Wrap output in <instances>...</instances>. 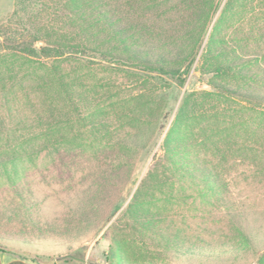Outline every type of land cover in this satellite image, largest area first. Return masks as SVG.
I'll return each mask as SVG.
<instances>
[{"label":"rangeland","instance_id":"obj_1","mask_svg":"<svg viewBox=\"0 0 264 264\" xmlns=\"http://www.w3.org/2000/svg\"><path fill=\"white\" fill-rule=\"evenodd\" d=\"M227 1L215 0L208 33ZM14 3L7 0L0 5V28L11 17ZM224 33L228 44L264 49V0H232ZM246 34V40L239 39ZM200 54L201 50L182 75L183 83L171 76L116 66L78 69L76 92L89 91L94 97L103 126H91L89 117L96 105L91 109L80 105L73 121L75 137L48 141L73 147V152L64 158L51 150L40 158H19L14 186L7 178L12 165L0 166V247L32 264H257L252 250L241 247L233 253L236 233L227 227L222 206L213 198L202 202L188 187L181 192L173 186H155L152 180L140 188L153 156L163 157V140L183 99L191 95L187 118L174 131V138L187 135L191 142H199H193L194 152L206 158L221 178L223 204L244 209L250 215L248 228L264 232V108L206 94L212 92L208 85L212 77L201 73ZM259 61L264 64L263 58ZM22 63L15 61V80L22 84L13 94H0V126L25 134L27 127L10 119L7 104L24 116H29L30 106L41 105L54 117L49 119L45 111L43 126L54 135L65 134L70 129L62 115L66 110L48 71L38 69L31 75L32 69ZM136 78L142 83L133 85ZM143 88L150 89L152 101L140 98ZM145 103L149 109L140 108ZM144 112L153 117L142 121ZM5 140L13 142L11 133L7 137L4 133ZM123 145L135 149L116 152L115 147ZM138 188L140 207L161 218L158 224L164 233L179 234L199 246L204 241V250L188 254L184 248L189 245H183L175 251L154 233L140 232L124 214ZM259 238L262 244L264 239Z\"/></svg>","mask_w":264,"mask_h":264},{"label":"trees","instance_id":"obj_2","mask_svg":"<svg viewBox=\"0 0 264 264\" xmlns=\"http://www.w3.org/2000/svg\"><path fill=\"white\" fill-rule=\"evenodd\" d=\"M231 3L232 0L227 1L208 33L217 8L215 0H15L11 17L0 28V94H13L22 84L15 80L18 76L15 61L27 64V68L32 69L31 75H35L38 69H44L60 93V101L66 110L62 115L70 129L61 135L52 134L51 128L46 129L43 126L46 113L49 119L52 115L45 106H30L29 116H24L18 108L13 110L7 104L10 119L27 127L23 129L25 134H17L21 130L0 126V166L12 165L11 172H7L9 182L13 186L16 183L19 158H40L44 151L49 150L64 158L65 154L75 150L49 144L48 141L55 138L66 141L75 137V110L80 105L86 109L96 105L89 91L76 92L78 69L93 71L95 67L116 66L171 76L183 83L182 75L189 70L201 50L199 69L212 77L208 81L212 92L206 94L236 98L264 108V64L259 61L264 59V49L233 46L228 44L227 34H222L226 11ZM247 37L246 34L239 39L246 40ZM138 83L142 81L136 78L133 85ZM33 91L31 88L27 98L30 99ZM150 93V89L143 88L139 96L152 101ZM190 96L183 99L173 126L163 140V157L153 156V165L140 188L146 186L147 180H152L155 186H173L181 192L188 187L202 202L213 198L222 206L229 224L227 227L236 233V244L231 247L233 253L241 247L245 251L252 250L257 255V264H264V242L261 244L259 238L264 239V232L257 233L248 228L246 218L250 215L244 209L232 210L223 204L219 193L223 187L221 178L215 168L208 166L206 158L194 152L193 142L196 145L199 142H191L187 135L173 136L179 124L187 118L186 105ZM142 106L149 109L146 103L140 108ZM95 107L89 117L91 126L101 127L100 108L98 105ZM151 117L153 114L145 112L140 116L142 121ZM105 132L108 133V129ZM4 133L5 137L11 133L12 143L2 142ZM23 138L27 140L22 141ZM115 148L116 152L135 149L130 145ZM140 188L124 213L140 232L144 235L154 233L175 251L183 245H189L184 248V253L188 254L204 250L203 245H207L204 241L199 246L196 242H185L179 234L164 233L158 224L162 222L161 218L140 207ZM0 250L5 249L0 247Z\"/></svg>","mask_w":264,"mask_h":264},{"label":"crops","instance_id":"obj_3","mask_svg":"<svg viewBox=\"0 0 264 264\" xmlns=\"http://www.w3.org/2000/svg\"><path fill=\"white\" fill-rule=\"evenodd\" d=\"M13 1V0H11ZM7 0H0V5L5 4ZM0 264H32L24 256L18 255L13 251L0 250Z\"/></svg>","mask_w":264,"mask_h":264}]
</instances>
